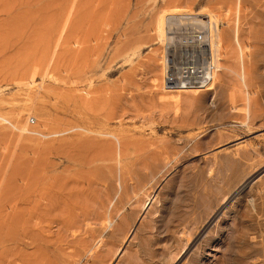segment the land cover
<instances>
[{
  "label": "rangeland",
  "instance_id": "1",
  "mask_svg": "<svg viewBox=\"0 0 264 264\" xmlns=\"http://www.w3.org/2000/svg\"><path fill=\"white\" fill-rule=\"evenodd\" d=\"M176 8L212 91L163 87ZM0 264H264V0H0Z\"/></svg>",
  "mask_w": 264,
  "mask_h": 264
},
{
  "label": "built area",
  "instance_id": "2",
  "mask_svg": "<svg viewBox=\"0 0 264 264\" xmlns=\"http://www.w3.org/2000/svg\"><path fill=\"white\" fill-rule=\"evenodd\" d=\"M172 20L165 42L163 87L168 90H205L220 72L221 51L215 42L217 29L203 19L183 16Z\"/></svg>",
  "mask_w": 264,
  "mask_h": 264
},
{
  "label": "bare ground",
  "instance_id": "3",
  "mask_svg": "<svg viewBox=\"0 0 264 264\" xmlns=\"http://www.w3.org/2000/svg\"><path fill=\"white\" fill-rule=\"evenodd\" d=\"M171 15H178V16H170L169 17V23H168V25H167V28H166V33H167V29H168V27H169V25H170V21H171V19L172 20H174V19H176V20H179V21H182V19H184L183 18V16H193V17H195V18H198L199 19V17H196L197 15H193V14H191V12L189 11V10H187V9H182V8H176V9H174L173 11H172V13H170ZM199 16H201L200 17V19L201 20H199L201 23H205V22H202V20L203 19H207L208 20V23H211V25H213L216 29H217V31H216V36H215V42H216V44L218 45V48H219V50H220V39H219V37L217 36V34H218V24H219V20H218V15H216V14H214L213 12H207V13H205V14H200ZM164 22H165V15L163 16V18H162V26H164ZM161 32V31H160ZM162 33V32H161ZM167 42H169V41H167ZM220 67V66H219ZM221 68V67H220ZM228 71L229 72H231V73H233V74H236L237 75V73L236 72H233L232 70H229L228 69ZM232 74V75H233ZM237 76H240V75H237ZM240 78H241V80H245V75L244 76H240ZM214 84H212V85H210L209 86V88H207V89H205V90H181V91H184V92H187V93H194V94H198V93H200V92H206V91H212L213 89H214ZM80 120H82V119H80ZM83 121V120H82ZM80 122V121H79ZM87 123V122H86ZM89 123V122H88ZM79 124V123H78ZM90 124V123H89ZM73 126V125H72ZM80 126V125H79ZM87 126V125H86ZM74 127H76V125L74 126ZM84 127V126H83ZM79 128V127H78ZM74 128H72V130H73ZM76 129V128H75ZM74 129V130H75ZM70 130H71V128H70ZM79 130V129H78ZM83 130V129H82ZM69 132H71V131H69ZM56 134H59V135H66L67 133H65V130L64 131H61L60 133H55V135ZM59 135H57V136H59ZM55 192V191H54ZM28 201V200H27ZM26 201V202H27ZM15 237V236H14ZM18 240V239H17ZM25 244V243H24Z\"/></svg>",
  "mask_w": 264,
  "mask_h": 264
}]
</instances>
